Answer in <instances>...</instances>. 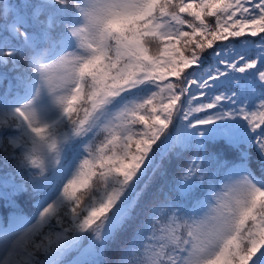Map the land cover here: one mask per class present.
I'll list each match as a JSON object with an SVG mask.
<instances>
[{"label":"snow or ice","instance_id":"1","mask_svg":"<svg viewBox=\"0 0 264 264\" xmlns=\"http://www.w3.org/2000/svg\"><path fill=\"white\" fill-rule=\"evenodd\" d=\"M0 19V67L23 69L0 72V150L24 181L0 195L38 209L0 223V264H264V0H0Z\"/></svg>","mask_w":264,"mask_h":264},{"label":"trees","instance_id":"2","mask_svg":"<svg viewBox=\"0 0 264 264\" xmlns=\"http://www.w3.org/2000/svg\"><path fill=\"white\" fill-rule=\"evenodd\" d=\"M39 0H12L13 5H19L23 6L27 3H38ZM9 3V0H4V5L7 6ZM11 16L8 17V23H11ZM206 21L208 23H213L214 18L212 17H206ZM4 20L0 19V35H3V28ZM241 39H256L257 38H251V37H244ZM231 43H239L238 40H230ZM245 55L249 58H255L257 55V49L251 48L245 51ZM22 68L13 69L11 65H9L7 68L0 67V72H5L8 74V76L11 78L12 76L16 75L18 72L22 71ZM11 151V148H10ZM211 151V148H210ZM252 154V161L250 164V167L253 172H256L257 175H259V166H258V154L256 153L255 149L251 150ZM3 151L0 150V181H2V178L4 176H12L15 177L16 183H24V181L21 179V176L17 173L15 168V161L9 159L8 161H5L3 159ZM228 158L232 159L233 154L231 152L227 153ZM188 159V154H186L183 157L178 158L175 154V152H170L168 155L164 157L163 160H159L158 163L161 166V171L164 173L162 176L160 172H157V174L153 177L152 184L150 185V189L153 191H156L163 187L166 183L168 185H171L174 183V181L179 177L181 169L185 166V162ZM238 162V161H237ZM25 187L27 188L28 185L25 184ZM166 190V189H165ZM3 192V188L0 187V193ZM9 197L5 199L2 195H0V221L2 223L10 220L13 214L16 212L22 213L27 218L34 217L37 212V206H36V199L32 196H30L27 192H13L12 188H8ZM106 260L112 261L119 258V252L117 249V246L113 245L111 246L108 251L105 254L104 257Z\"/></svg>","mask_w":264,"mask_h":264},{"label":"clouds","instance_id":"3","mask_svg":"<svg viewBox=\"0 0 264 264\" xmlns=\"http://www.w3.org/2000/svg\"><path fill=\"white\" fill-rule=\"evenodd\" d=\"M38 68L43 70L46 73H50L52 75H55L58 72L57 68V62L56 61H50V62H41L38 65Z\"/></svg>","mask_w":264,"mask_h":264},{"label":"rangeland","instance_id":"4","mask_svg":"<svg viewBox=\"0 0 264 264\" xmlns=\"http://www.w3.org/2000/svg\"><path fill=\"white\" fill-rule=\"evenodd\" d=\"M188 19H191L190 17H188ZM250 71H254V70H250ZM201 115H203V114H201ZM169 131H171V127L169 128ZM72 258V256L70 255L69 257H68V259L70 260Z\"/></svg>","mask_w":264,"mask_h":264}]
</instances>
